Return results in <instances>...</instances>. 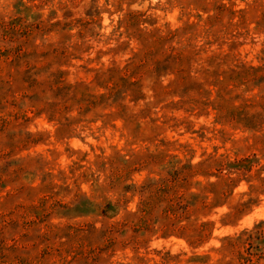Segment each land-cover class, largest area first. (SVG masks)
Masks as SVG:
<instances>
[{"label": "rangeland", "instance_id": "374dc122", "mask_svg": "<svg viewBox=\"0 0 264 264\" xmlns=\"http://www.w3.org/2000/svg\"><path fill=\"white\" fill-rule=\"evenodd\" d=\"M0 264H264V0H0Z\"/></svg>", "mask_w": 264, "mask_h": 264}]
</instances>
